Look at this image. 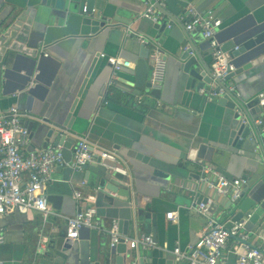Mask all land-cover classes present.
<instances>
[{"label":"crops","instance_id":"0c3cea01","mask_svg":"<svg viewBox=\"0 0 264 264\" xmlns=\"http://www.w3.org/2000/svg\"><path fill=\"white\" fill-rule=\"evenodd\" d=\"M26 1L0 0V17L18 10V6ZM149 5L147 0H71L70 6L106 18L112 26L99 35L71 36L55 47L45 49L53 60L48 57V62L35 74H40L42 81L51 85L34 82L31 88L35 93L30 95L28 90L17 89L20 81L10 79L7 88L14 93L0 96V109L16 105L21 111L31 110L36 116L27 121L28 125L32 123L33 134L28 150L42 149L49 144L47 127H50L60 136L65 134L66 140L73 143L79 138H87L93 147L115 151L125 161L136 203L144 207L146 213L154 214L156 220L155 225L152 219L149 224L142 222L138 231L123 236L135 240L148 234L153 238L156 230L154 246L131 248L127 244V251L131 253L125 254L124 264L133 261L138 264H187L171 259L174 248L187 250L189 246H199L210 219L220 223L226 221L217 215L202 214L199 204L215 202L221 207L230 201L229 196L219 195L199 181L201 168L211 164L228 177L249 180L251 175L245 166L251 163L244 161L233 165L231 162L228 169L223 170L212 162L199 165L187 160V153L199 141L215 147L226 145L232 114L219 98L208 101L198 91L188 90L176 65L162 61L164 79L159 97L135 85L139 61L150 60L152 54H157L156 48L152 52L155 46L167 51L171 47V44L155 43L153 36L144 31L141 17ZM189 8L200 14L210 10L215 12L222 30L250 15L264 19V0H198ZM179 18L185 26V17ZM139 36L150 39L151 43L141 44ZM192 39L197 46L204 44L199 54L210 66V49L201 33L194 31ZM225 44L231 45L229 42ZM162 52L166 54V51ZM114 63L119 67V81L111 92L108 82ZM148 82L151 83V73ZM233 82L240 96L256 98L264 90V52L248 61H237ZM54 123L71 126L65 131L54 128ZM65 168L57 167L53 181L46 185L51 210L46 218L36 210L28 214L0 216L4 237L0 245L1 263L53 264L47 255L48 247L54 241L68 239L65 231L67 218L86 205H94L99 178L93 168L72 169L68 175L64 173ZM157 170L166 175L156 174ZM76 192L82 194V199H76ZM169 213H174L171 220L167 216ZM114 221L118 223L100 219L105 228ZM246 229L251 233L250 243H264V239L253 233L252 225L247 223ZM110 239L102 232L91 234L93 260L99 250L112 246ZM231 247L229 242L224 256L227 264H236Z\"/></svg>","mask_w":264,"mask_h":264},{"label":"water","instance_id":"95a60500","mask_svg":"<svg viewBox=\"0 0 264 264\" xmlns=\"http://www.w3.org/2000/svg\"><path fill=\"white\" fill-rule=\"evenodd\" d=\"M147 1L153 4L157 18L153 20L142 16L144 31L153 36L155 43H167L168 46L171 44L168 51L158 46L152 50L157 49L159 60L171 62L178 67L180 79L184 78L188 90L198 91L204 88L212 81L213 75L209 64L204 62L199 54V49L203 48L204 44L197 46L192 39L194 31L200 32L202 26L188 32L185 30L184 22L179 18L184 16L188 22L191 19L190 4L198 0H162L158 3L155 0ZM70 4L71 0H27L26 3L18 6V10L0 17V96L14 93V90L7 88L10 79L20 81L21 85L17 89L28 90L30 95L35 93V89L31 88L34 82L50 86V82H43L40 74H35V71L40 70L49 59L53 60L45 49L53 48L71 36L99 35L104 29L112 26L106 18H98L89 11H79ZM118 14L121 12L119 11ZM217 36L220 42H229L230 46L238 47L232 52L237 67V61H248L264 52V19L247 16L223 30L221 28ZM205 44L208 45V42ZM162 50L166 51V54ZM157 55L152 54L150 60H140L134 76L135 85L145 88L155 97L160 96L161 90L151 88L148 75L151 73V67L155 64ZM55 70L56 67L52 75L55 74ZM235 73L228 79L233 80ZM216 83L222 85L219 81ZM219 101L232 114L230 137L226 145L215 147L199 141L187 153V160L199 165L212 162L223 170H227L231 162L233 165L244 161L251 163L245 166L251 178L242 189L239 198L230 200L221 207L211 202L208 204L207 212L226 220L224 223L228 228L238 221L245 222L246 225L249 223L254 228L253 233H257L259 238L264 239V126L256 124L258 120L264 122V106H258L257 98L235 97L229 92L220 97ZM31 114L32 119H35L36 116L34 117L32 111ZM31 124L28 125L26 122L30 137L33 135ZM53 126L67 131L71 124L64 126L54 123ZM47 128L48 142L54 145L63 144V158L66 162H70L71 147L74 143L66 140L65 134L60 136L56 130ZM34 149L36 148L29 151ZM118 165L95 156L93 161L83 169L93 168V172L99 178V189L94 196L96 216L100 219L118 221L119 233L127 236L131 231H138L142 222L149 224L152 219L155 225L156 220L154 214L146 213L145 208L136 203L135 192L128 176L117 174L111 169ZM71 172L70 167L64 170L66 175ZM155 173L161 176L166 175L162 170H157ZM95 231L98 230L83 228L74 240L52 242L47 252L49 260L54 262L53 264H124L125 254L131 252L127 251V244L123 238L110 248L99 250L95 260L92 259L90 236ZM155 237L156 230L152 238L153 242ZM171 259H175V255H172Z\"/></svg>","mask_w":264,"mask_h":264},{"label":"built area","instance_id":"2783aa9c","mask_svg":"<svg viewBox=\"0 0 264 264\" xmlns=\"http://www.w3.org/2000/svg\"><path fill=\"white\" fill-rule=\"evenodd\" d=\"M160 1L162 0H155L156 3ZM83 12L86 10L84 9ZM189 15L191 19L185 24L186 31L192 32L198 26H202L201 36L204 41L208 42L211 52L210 70L213 79L210 84L200 88L198 93L208 101L216 100L227 92L240 97L235 83L232 79H228L236 72L232 52L238 47L220 42L217 34L221 29V21L215 12L210 10L200 14L193 8H189ZM144 16L153 20L157 18L153 4L146 8ZM128 32L134 34L131 30ZM138 41L143 45L151 43V40L144 36H139ZM156 57L151 69L152 89H160L164 79V63L159 60L158 56ZM118 72L119 67L114 63L112 77L108 82L111 92L118 85ZM216 81L221 82L222 85H218ZM256 98L258 106L263 107L264 90L260 91ZM32 118L30 110L21 111L16 105L6 110L0 109V216L16 213L28 214L36 210L46 218L51 210L45 188L49 182L53 181L57 167H70L74 171H80L92 162L95 156H98L103 161L119 164L111 169L117 174L127 175L128 170L121 156L113 150L93 147L87 138H79L74 142L71 147L70 162H66L63 158V144L49 143L45 148L29 151L30 135L26 122ZM256 124L264 126L262 120L256 121ZM199 181L217 194L229 196L232 201L239 198L242 189L249 182L247 178L228 177L211 164H206L201 168ZM75 197L80 200L82 194L76 192ZM199 211L207 215L208 202L200 203ZM96 214L97 209L94 205H86L74 216L68 217L65 230L67 238L74 240L80 230L90 228L109 235L112 246L117 244L120 238H123L131 248L154 246L151 236H143L135 240L123 237L115 221L108 228H104ZM167 216L171 220L174 213H169ZM250 234L245 222H234L228 228L225 223L210 219L203 231L199 246H189L187 250L176 247L173 254L177 263L185 261L187 264H227L224 251L231 242V251L236 255V264H264V243H250ZM3 241V232L0 227V245ZM0 264L3 263L0 262ZM131 264L138 263L133 261Z\"/></svg>","mask_w":264,"mask_h":264}]
</instances>
